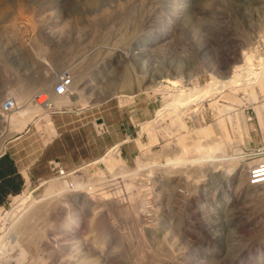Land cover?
<instances>
[{
	"label": "rangeland",
	"instance_id": "rangeland-1",
	"mask_svg": "<svg viewBox=\"0 0 264 264\" xmlns=\"http://www.w3.org/2000/svg\"><path fill=\"white\" fill-rule=\"evenodd\" d=\"M258 1L0 0V102L73 76L54 108L0 115V146L29 165L0 206V264H264V184L244 188L264 156ZM52 179L88 199L28 247L17 217Z\"/></svg>",
	"mask_w": 264,
	"mask_h": 264
},
{
	"label": "bare ground",
	"instance_id": "bare-ground-1",
	"mask_svg": "<svg viewBox=\"0 0 264 264\" xmlns=\"http://www.w3.org/2000/svg\"><path fill=\"white\" fill-rule=\"evenodd\" d=\"M260 1V0H259ZM258 1V2H259ZM256 3V2H255ZM229 69L230 68H226L225 67V69H224V72L225 73H227L228 71H229ZM228 70V71H227ZM34 74H35V72H34ZM71 74V73H70ZM36 75V74H35ZM60 75V74H59ZM59 75H57V77L59 76ZM72 75V74H71ZM37 76V75H36ZM72 77V85H73V76H71ZM39 79H40V77H38ZM18 82V81H17ZM38 83V81H35L34 79L32 80V82L31 83H29L27 86L28 87H33V86H35V84H37ZM20 83L21 84H19V85H22L19 89H22V87H24V90H25V88L27 87L26 85H23L22 83H24V82H21L20 81ZM33 83V84H32ZM32 84V85H31ZM17 85H18V83H17ZM72 85H70V90L69 91H67V92H65V93H63V94H57V93H54L53 92V87H52V89H40V90H38V91H35L34 93H37L36 95L38 96V98H37V100L36 101H34L33 99H32V97L33 96H30L29 97V99L27 100V101H23V102H19V100H18V96H14V98L16 99V101L18 102V104H16V105H14V107H13V109H12V111H11V114L12 113H14V114H12V117H10L9 118V116H10V114L8 115V116H6V117H8L7 119L9 120H11V121H13V120H17V119H21L19 122H22V118H19V115L17 116V114H18V112H16L17 111V108L18 107H20V106H22L23 104H27L28 106L30 105H32V107L33 106H36V108H35V110L37 111V109L38 108H40V110L43 108V109H46V108H54L55 106H56V104L58 103V101L57 100H59V99H63V98H72L73 96H72V94L73 93H71V88H72ZM26 86V87H25ZM6 87V86H5ZM27 87V88H28ZM30 89V88H29ZM23 90V91H24ZM27 92V91H26ZM33 93V94H34ZM19 94V93H18ZM32 94V95H33ZM26 95V94H25ZM55 99H57L56 101H57V103L56 102H54L55 101ZM32 107H31V110H33L32 109ZM42 107V108H41ZM15 110V111H14ZM34 110V111H35ZM1 111V110H0ZM14 111V112H13ZM1 115V114H0ZM2 116V115H1ZM15 118H17V119H15ZM7 119L6 118H4V120H6L7 121ZM4 120H1V123L2 124H4ZM10 121V122H11ZM15 123H16V121H14ZM11 123V124H15V123ZM18 121H17V124L19 123ZM5 126H3L2 128L3 129H1L0 130V133L2 132V130L4 131V133H3V135L5 134V132H6V130H5V128H7V127H5ZM3 142V141H2ZM4 144V143H3ZM3 147V146H2ZM2 147L0 146V148L2 149ZM216 149V148H215ZM1 152V151H0ZM200 152V151H199ZM199 154V153H198ZM196 168V167H195ZM246 169H247V167H246ZM171 170V169H170ZM192 170V169H191ZM165 173V172H164ZM246 173H247V170H244L243 169V167L242 168H240L239 169V171H238V173L235 175V176H233L234 178H233V180H235L236 182H238L239 184H243V182H244V179H245V177H246ZM177 174V173H176ZM65 174H63V175H61V174H59V175H57V177H59V178H61V179H66V180H68V176H64ZM178 175H180V174H178ZM113 178V177H112ZM54 179H56V178H54ZM249 179V183H246V185H245V190H246V192H249V191H252L251 190V188H255V190L257 189L256 187H258L260 184H264V181H257V180H251V178H248ZM101 180V179H100ZM229 180V179H228ZM228 180H227V182H228ZM57 181V180H56ZM56 181L55 180H49L48 182H47V189H46V191H45V193L42 195V196H40V197H38V196H34V197H32V199L30 200V201H28V204L25 206V202L26 201H21V202H23V204H24V208H23V204L21 205L22 206V208H23V210L20 212V214L19 213H17V214H19L18 215V217H17V215H16V217L20 220H18L19 221V223L17 224L16 223V228L13 230V235H15V237L17 238V241L18 242H22V243H24V244H26V246H28V247H30L31 245H33L32 243H34V242H36L37 241V243H38V234L39 235H41V233L43 232L42 230L44 229V228H46V226L47 227H49L48 225H50V227L48 228V230L50 229V231L52 230V232H53V230H54V228H56L55 227V223H59V224H57V226H59V228H60V226L63 228V227H65V226H67V224L69 223V221L67 222V224H66V221L67 220H69V216L67 215L68 213L70 214L71 213V209L70 208H72V206H70L69 205V202H71V201H75V200H78V199H82L83 200V202H85L88 198L86 197V196H84V195H82V194H80L81 195V198H78V196L75 194V193H71V192H66V191H68L65 187H63V186H66L65 184H64V182H63V186H62V184L60 185L61 187H63V188H61V187H56L55 188V186L57 185V183H56ZM58 182H59V180H58ZM61 183V182H60ZM230 183V182H229ZM67 184V183H66ZM81 183L80 182H78L77 183V185L79 186ZM234 184V183H233ZM59 186V185H58ZM80 186H82V185H80ZM86 186V185H85ZM99 186V185H98ZM67 187V186H66ZM83 187V186H82ZM97 187V186H96ZM101 187V186H100ZM120 187V186H119ZM61 188V189H60ZM77 188H79V187H77ZM230 188V187H229ZM69 189V188H68ZM86 189V188H85ZM104 189V188H103ZM118 190V189H117ZM258 190V189H257ZM69 191H71L70 189H69ZM87 191V190H86ZM105 191V190H104ZM121 191V190H120ZM103 198V197H102ZM19 204H21V203H19ZM71 204V203H70ZM70 206V207H69ZM19 208V207H18ZM68 209H69V212H68ZM27 210H29L30 211V213H29V211H27ZM19 211V210H18ZM15 212H17V211H15ZM14 214V213H13ZM65 215V216H64ZM9 216H12L11 214H9ZM15 216V215H14ZM66 216H68L67 218V220H66ZM14 219V218H13ZM14 220H16V219H14ZM47 220V221H46ZM13 222V221H12ZM55 224V225H54ZM6 225H7V223H6ZM5 226V225H4ZM9 226V225H8ZM7 226V227H8ZM54 226V227H53ZM58 228V229H59ZM57 229V228H56ZM8 230H10V229H8ZM62 230V229H61ZM56 231V230H55ZM60 231V230H59ZM65 231V230H64ZM67 231V230H66ZM69 231V230H68ZM57 232H58V230H57ZM71 232V231H70ZM5 233V232H4ZM8 233V232H7ZM38 233V234H37ZM9 234V233H8ZM11 234V233H10ZM43 234H45V233H43ZM42 234V235H43ZM59 235V234H58ZM61 235V234H60ZM59 235V236H60ZM11 236V235H10ZM43 237H44V235H43ZM69 237V236H68ZM14 238V237H13ZM41 239H42V237H41ZM16 241V240H15ZM40 241H42V240H40ZM44 242V241H43ZM46 242V241H45ZM40 243V242H39ZM20 245V247H21V244H19ZM23 245V244H22ZM39 245H41V244H39ZM38 245V246H39ZM3 246V245H2ZM72 246V245H71ZM23 247H25V246H23ZM42 246H40L39 247V249H38V251L40 250V248H41ZM11 249V248H10ZM14 249V248H13ZM24 249V248H23ZM23 249H19L18 248V250L15 252L16 254L21 250H23ZM27 248H25V250H26ZM30 249V248H29ZM32 249H30V251H31ZM73 250V249H72ZM10 251V250H9ZM21 251H20V253H21ZM25 251H22V253H24ZM26 252H27V250H26ZM14 253V252H13ZM15 253H14V255H15ZM29 253V251L26 253V255ZM33 253V252H32ZM32 253H31V255H32ZM35 253V252H34ZM194 253V252H193ZM30 254V253H29ZM36 254V253H35ZM20 255V254H19ZM25 253L23 254V257L22 258H24L25 256ZM35 256V255H34ZM37 256V255H36ZM35 256V260H34V258L33 257H31V258H33L32 259V261L29 263V261L28 262H26V263H29V264H38L39 262V260H38V258ZM14 257V256H13ZM27 257L28 258H25L24 260H27V259H29V257L30 256H28L27 255ZM53 257V256H52ZM15 258H17V260L20 258H18V255H17V257L15 256ZM5 259H7V258H5ZM10 259V258H9ZM14 258H12L11 260H13ZM197 259V258H196ZM17 260H15V261H17ZM19 260H21V259H19ZM5 261V260H4ZM8 261V260H7ZM23 261V260H22ZM2 262H3V259H2ZM12 262V261H11ZM83 262H85V261H83ZM24 263V262H23ZM41 264H44V263H42V262H40ZM39 263V264H40ZM54 263H56V262H54ZM22 264V263H21ZM194 264V263H193Z\"/></svg>",
	"mask_w": 264,
	"mask_h": 264
},
{
	"label": "built area",
	"instance_id": "built-area-1",
	"mask_svg": "<svg viewBox=\"0 0 264 264\" xmlns=\"http://www.w3.org/2000/svg\"><path fill=\"white\" fill-rule=\"evenodd\" d=\"M72 75L69 73V70L65 69L62 70L60 75L57 77L56 81L53 84V92L57 94H63L70 90V85H72ZM37 93H34L32 99L34 101L37 100L38 96ZM1 111L0 114L2 115V119H4L6 116L5 114H11V111L14 107V105L18 104L16 99L13 96V93H7L5 95V98L1 101ZM49 164L51 165V169L54 171L56 175H63L69 176V173L65 171L64 167L61 165V163L57 159H53L49 161ZM250 172H248L249 178L251 180H257V181H264V156L256 163L252 165L249 169ZM70 184L72 183V180L69 178ZM73 185V183H72Z\"/></svg>",
	"mask_w": 264,
	"mask_h": 264
},
{
	"label": "crops",
	"instance_id": "crops-1",
	"mask_svg": "<svg viewBox=\"0 0 264 264\" xmlns=\"http://www.w3.org/2000/svg\"><path fill=\"white\" fill-rule=\"evenodd\" d=\"M28 171L29 165L21 167L12 153L5 151L0 154V206L21 191L29 178Z\"/></svg>",
	"mask_w": 264,
	"mask_h": 264
},
{
	"label": "clouds",
	"instance_id": "clouds-1",
	"mask_svg": "<svg viewBox=\"0 0 264 264\" xmlns=\"http://www.w3.org/2000/svg\"><path fill=\"white\" fill-rule=\"evenodd\" d=\"M11 93H12V92H11ZM4 98H5V96L2 98V100H3ZM2 100H1V101H2ZM0 103H1V102H0ZM1 153H5V150L3 151V149H2L1 152H0V154H1Z\"/></svg>",
	"mask_w": 264,
	"mask_h": 264
}]
</instances>
